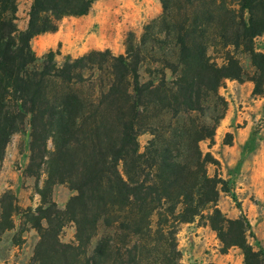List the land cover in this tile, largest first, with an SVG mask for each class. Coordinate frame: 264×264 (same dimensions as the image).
<instances>
[{
    "label": "trees",
    "instance_id": "trees-1",
    "mask_svg": "<svg viewBox=\"0 0 264 264\" xmlns=\"http://www.w3.org/2000/svg\"><path fill=\"white\" fill-rule=\"evenodd\" d=\"M96 1L31 0L20 29L18 0H0V167L29 126L24 176L44 178L41 205L26 211L39 235L30 264H179L178 228L199 218L225 250L264 264L247 216L229 219L217 208L227 193L242 211L232 184L209 175L216 160L200 146L226 113L220 89L246 75L240 54L255 67L254 94L264 93V53L254 43L264 37V0H161L162 15L139 39L129 36L125 54L92 51L62 63L54 51L36 55L35 38ZM143 134L152 138L141 152ZM56 185L75 193L65 209L53 200ZM5 198L0 238L19 214ZM70 224L75 241L65 243Z\"/></svg>",
    "mask_w": 264,
    "mask_h": 264
},
{
    "label": "rangeland",
    "instance_id": "rangeland-1",
    "mask_svg": "<svg viewBox=\"0 0 264 264\" xmlns=\"http://www.w3.org/2000/svg\"><path fill=\"white\" fill-rule=\"evenodd\" d=\"M30 6L31 0H18L20 29L27 27ZM162 12L161 0H97L87 15L64 18L57 32L35 38L32 47L39 58L54 51L59 63L68 56L78 58L92 51L125 54L129 36L139 39L145 27ZM254 43L256 50L264 53V37ZM239 58L246 75L242 81H227L220 89V95L228 103L226 113L214 139L200 146L216 160L208 168L209 175L232 184V193L237 196L242 211L227 193L221 194L217 208L229 219H237L242 213L247 216L253 231L249 242L255 250L264 251V93L254 94L255 84L250 79L255 67L251 56L243 53ZM215 116L216 113L210 112L206 120L211 122ZM151 138L150 134L139 137L141 152ZM29 143L27 126L13 137L0 167V203L10 193L19 208V214L13 218L15 228L0 238V264H30L39 242L38 231L28 223L26 211H35L41 205L38 189L44 178L37 182L24 176L30 157ZM73 195L65 185L53 189V200L60 209L66 208ZM105 232L104 228L100 231L101 235ZM62 241H75L73 224L63 230ZM176 244L181 254L179 264H245L242 250L237 247L225 250L217 233L204 219L181 225Z\"/></svg>",
    "mask_w": 264,
    "mask_h": 264
}]
</instances>
